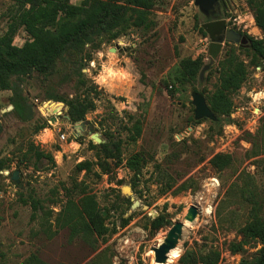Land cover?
Segmentation results:
<instances>
[{"label": "rangeland", "instance_id": "1", "mask_svg": "<svg viewBox=\"0 0 264 264\" xmlns=\"http://www.w3.org/2000/svg\"><path fill=\"white\" fill-rule=\"evenodd\" d=\"M11 6V0H0V34L6 28ZM217 6L211 15H206L194 0H157L152 10L155 25L151 30L129 29L96 50L86 45L80 56L84 63L81 72L94 82L100 93L95 109L86 114L79 132L72 128L66 114L51 113L43 117L38 108V103L47 99L46 90L72 95L77 67L58 64L48 79L36 75L22 78L20 89L32 110L26 121L10 111L11 91L0 90V159H8V166L0 171V264H28L32 254L46 264H155L152 247L163 240L170 224L155 231L151 219L167 213L169 221H184L183 216L192 204L197 206L198 213L193 221H185L177 244L180 255L170 264H179L186 250L208 249L220 251L218 264H237L242 254L232 253L229 244L239 241L240 235L227 227L232 223L240 225L245 209L238 205L231 222L228 211L237 204L229 202L226 207L220 201L242 169L252 173L262 185L264 150L256 157H250L249 151L252 141H262L258 129L264 118V61L259 65L248 64L243 82L230 94L232 121L228 124L214 125L217 117L195 122L192 87L188 85L171 93L162 84L167 70L180 59L202 56L203 75L195 87L213 90L219 77L214 68L219 67V61L232 45L237 47L244 63H248L249 57L241 47L246 45L225 41L213 48L206 32L199 28L210 18H220L226 20L228 29L264 39V31L255 24L253 9L246 0H217ZM26 39V32L20 28L13 44L20 46ZM85 55L91 58L87 61ZM211 68L212 74L205 80ZM135 119L140 120L142 132L136 141H131L129 128ZM42 123L46 126L36 132V126ZM62 133L67 136L64 140L60 138ZM96 133L103 141L107 135L121 141V162L110 174L100 177L93 172L99 171L98 166L93 165L88 174L76 168L85 159L97 161L89 145L90 141L97 142L91 137ZM30 143L35 150L28 154ZM137 151L143 152L146 163L134 175L126 160ZM40 152L51 154L53 161L40 156ZM219 152L232 155L230 168L218 171L210 164V158ZM14 170L21 174L22 189L11 178ZM168 177L175 179L176 186L185 182L187 188L163 194L160 189ZM119 179L122 182L117 184ZM83 185L88 193L95 195L108 217L107 225L110 228L116 225L115 232L104 239L94 236L91 244L80 237L69 239L67 228L50 236L45 227L52 231L56 228L54 218L67 193L77 197ZM125 185L131 187L130 197L122 192ZM22 193L34 194L42 202L45 213L41 212L42 215L51 216L45 221L32 220L30 205L19 200ZM123 198H128L131 204L138 201L139 205L132 208ZM219 204L220 212L226 215L222 222L216 215ZM142 205L148 208L142 209ZM121 213L124 217L132 215L125 227L119 226Z\"/></svg>", "mask_w": 264, "mask_h": 264}, {"label": "trees", "instance_id": "2", "mask_svg": "<svg viewBox=\"0 0 264 264\" xmlns=\"http://www.w3.org/2000/svg\"><path fill=\"white\" fill-rule=\"evenodd\" d=\"M8 21L5 30L0 34V90H10V111L20 120L26 121L32 115V110L26 103L20 84L23 77L36 75L41 79H48L54 74L58 64L69 63L74 66L77 78L74 81V91L71 96H62L53 89L46 90L44 100L62 101L66 107L65 114L71 124L85 119L86 114L96 107V99L99 98L97 86L81 72V54H84L86 45L92 50L99 49L103 43H108L123 35L127 30L135 28L145 31L151 30L154 25L152 10L157 0H81L72 3L70 0H11ZM253 9V17L256 26L264 31V0H246ZM22 28L28 39L20 46L13 44V38ZM203 33L202 27L199 28ZM244 33V32H243ZM248 45L241 46L249 57L248 63H244L237 47L230 46L219 61V67L214 70L219 74L218 81L213 90L206 86L197 89L195 83L200 81V71L205 65L203 57H186L173 64L166 72L162 81L163 86L173 93L188 85L193 91L203 94L209 108L217 119L213 124L222 125L232 121L231 93L235 92L246 76L247 65H259L264 61V39L254 38L244 33ZM87 61L91 58L85 55ZM264 68V66H263ZM212 68L207 72L205 80L212 74ZM195 122L200 123V120ZM46 125H37L36 132ZM2 125L0 123V132ZM142 126L139 119H135L129 128V139L136 141L141 135ZM258 132L262 135L261 142H253L249 151L250 157L259 156L264 150V118L261 120ZM110 134V133H107ZM254 139V138H253ZM250 140V139H249ZM91 149L95 151L97 161L83 160L76 165L77 171L84 170L90 173L93 165L98 166L99 171H93L96 177L102 174H110L121 162V141L107 135V140L101 143L89 142ZM260 148V149H259ZM33 143L27 147V153L34 151ZM29 154V153H28ZM40 156L53 161L52 155L40 152ZM108 159L114 161L110 163ZM8 159H0V171L8 166ZM210 164L218 171L230 168L233 157L228 153H216L210 158ZM146 159L142 151L133 153L126 160V166L138 174ZM237 171L235 172V174ZM235 181L231 182L220 203H235L234 209L228 212L233 222L237 214L238 205L245 209L243 222L235 226L230 224L229 229H234L240 235L239 241H232L229 249L232 253H241L237 264H264V167L262 171V185L256 177L242 169L237 173ZM114 178H112L113 180ZM111 180V181H112ZM122 181L116 180L117 184ZM135 185L133 182L132 187ZM185 182L176 186L175 179L168 177L167 182L160 191L164 194L169 190L178 191L185 189ZM119 196V195H118ZM236 198L231 201L230 198ZM23 204L31 207V219L43 218L42 202L32 193L21 194L19 198ZM124 202L131 204L128 198ZM57 202V201H55ZM216 208V215L220 222L226 215L220 212V205ZM44 213V212H43ZM52 213V211H50ZM45 214V213H44ZM44 216V217H42ZM107 215L102 212L94 194L88 193L83 185V190L75 197L72 193L66 195V201L54 218L55 229L45 227L50 236L57 234L62 228L69 230V239L80 237L91 244L93 237L105 238L116 230V225L110 228L107 223ZM132 215L126 217L119 215V226L125 227ZM167 213H161L151 219L152 230H159L167 225ZM95 240V239H94ZM258 245V247H257ZM255 248L253 251L250 249ZM221 253L218 249H208L204 252L186 250L179 258V264H218ZM28 264H46L34 254L28 260Z\"/></svg>", "mask_w": 264, "mask_h": 264}, {"label": "water", "instance_id": "3", "mask_svg": "<svg viewBox=\"0 0 264 264\" xmlns=\"http://www.w3.org/2000/svg\"><path fill=\"white\" fill-rule=\"evenodd\" d=\"M217 0H194V3L199 7V9L203 13H207L209 10H212L216 4ZM202 29L208 35V38L211 41V47L215 48L219 46L221 43L228 41V42H240L242 44H246L248 42L246 36H241L240 33L235 32L231 29L226 28V20L225 19H218L207 21L201 24ZM116 48H114L115 50ZM206 67V66H205ZM204 67V68H205ZM203 70L200 72V76L203 75ZM191 103L194 106V118L196 120L201 118H209L211 120H215L216 116L209 108L207 100L205 96L197 91L191 92ZM10 106L9 109H11ZM84 122L80 121L77 123L72 124V128L75 131H78L83 127ZM92 139L96 140V143H101L103 140L99 135L92 134ZM21 174L18 170H14L11 174L12 180L18 183V186L22 189L23 185L20 182ZM122 192L125 196L130 197L132 195L131 187L125 185L122 187ZM139 205L138 201H134L131 204L132 208H135ZM142 209H147V205H142ZM198 213V208L195 204H192L186 211L185 215L183 216L184 221L177 220V221H169L170 227L166 232L163 240L159 242L156 246L152 247L154 252V261L157 263H165L168 259L169 253L172 249H174L178 241L182 236L183 227L185 226V221H193L195 216Z\"/></svg>", "mask_w": 264, "mask_h": 264}, {"label": "built area", "instance_id": "4", "mask_svg": "<svg viewBox=\"0 0 264 264\" xmlns=\"http://www.w3.org/2000/svg\"><path fill=\"white\" fill-rule=\"evenodd\" d=\"M52 104L53 103L50 101H42L41 104L38 103L39 112L43 117H47L51 113H53L55 116L62 115L63 113L65 114L66 107L64 106L63 103H59L60 105H59L58 109L52 108ZM56 104H58V103H56ZM53 118L56 119V117H53ZM66 137L67 136L64 133H62L60 136V138L63 140L66 139Z\"/></svg>", "mask_w": 264, "mask_h": 264}, {"label": "bare ground", "instance_id": "5", "mask_svg": "<svg viewBox=\"0 0 264 264\" xmlns=\"http://www.w3.org/2000/svg\"><path fill=\"white\" fill-rule=\"evenodd\" d=\"M58 107L59 105L52 104V108L58 109ZM179 255H180V249L179 247L176 246L174 249L170 251L166 264L173 263L179 257ZM155 264H160V263L155 262Z\"/></svg>", "mask_w": 264, "mask_h": 264}, {"label": "flooded vegetation", "instance_id": "6", "mask_svg": "<svg viewBox=\"0 0 264 264\" xmlns=\"http://www.w3.org/2000/svg\"><path fill=\"white\" fill-rule=\"evenodd\" d=\"M217 7H218V6H217V2H216L214 8H213L212 10H209V11H208L207 13H205V14H206V15H211V13H213ZM218 19H220V18H210V19H208V21L218 20ZM226 28H227V26H226ZM239 33L241 34V36L244 35V33H242V32H239ZM244 36H245V35H244ZM248 43H249V42H247V43L244 44V45H248Z\"/></svg>", "mask_w": 264, "mask_h": 264}]
</instances>
